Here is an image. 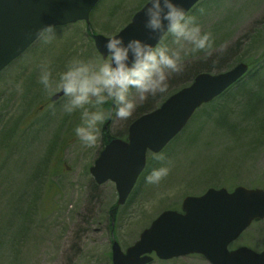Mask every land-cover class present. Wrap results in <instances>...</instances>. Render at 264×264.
I'll use <instances>...</instances> for the list:
<instances>
[{"label":"rangeland","instance_id":"374dc122","mask_svg":"<svg viewBox=\"0 0 264 264\" xmlns=\"http://www.w3.org/2000/svg\"><path fill=\"white\" fill-rule=\"evenodd\" d=\"M146 2L100 0L89 24L55 28L47 43L45 33L0 74V219L9 213L8 199L16 198L13 195L25 210L30 206L18 235L9 229L0 244V264H113V240L125 251L161 212L180 210L186 196L201 195L209 188H264V59L258 63L264 54V0L200 1L189 15L202 32L212 34L209 50L192 52L190 44L181 47L170 35L160 42L178 52L181 71L168 74L165 94L144 100L132 94L136 108L126 119H110V135L125 137L130 122L190 85L202 68L219 74L244 62L255 73L242 81L250 87L235 89L199 109L181 139L161 152L164 160L148 154V169L123 206L116 205L115 184L98 185L89 171L104 145L103 126L109 120L100 125L98 142L89 148L75 137L79 111L65 113V97L43 112L38 110L58 92L49 93L39 83L40 62L48 61L58 78L73 58L103 59L93 34H117ZM27 114L31 119L24 122ZM161 166L169 168L168 175L158 184L147 183L145 177ZM114 206L113 228L109 212ZM241 246L264 250V220L252 224L230 249ZM151 264L210 263L195 254L169 261L154 257Z\"/></svg>","mask_w":264,"mask_h":264},{"label":"water","instance_id":"95a60500","mask_svg":"<svg viewBox=\"0 0 264 264\" xmlns=\"http://www.w3.org/2000/svg\"><path fill=\"white\" fill-rule=\"evenodd\" d=\"M100 0H0V72L34 44L48 25L66 26L85 21ZM201 0H176L188 13ZM144 6L118 34L136 36L157 44L144 28ZM115 36V35H114ZM109 37L94 34L103 57ZM249 65L241 62L229 71L201 72L187 87L171 95L157 109L140 116L129 127L127 140H111L90 173L98 185L111 181L124 205L147 166V154L160 153L187 125L195 112L212 102L243 78ZM59 92L52 99L57 100ZM264 219V188L237 186L209 188L202 195L186 196L181 210H164L125 251L117 241L111 245L113 264H150L160 260L201 255L210 264H264V250L246 246L230 250L254 222Z\"/></svg>","mask_w":264,"mask_h":264},{"label":"clouds","instance_id":"9594fccd","mask_svg":"<svg viewBox=\"0 0 264 264\" xmlns=\"http://www.w3.org/2000/svg\"><path fill=\"white\" fill-rule=\"evenodd\" d=\"M143 13L144 28L153 40L170 35L181 47L185 42L190 44L192 52L213 47L212 34L202 32L195 17L176 0H147ZM44 32L47 43L55 36V26L48 25ZM103 48V59L94 62L73 58L58 78L53 77L48 61L38 65L42 87L49 93L59 91L65 97L64 112L79 111L80 123L75 126L74 134L89 148L97 144L100 125L105 121L113 116L126 119L132 114L137 106L132 94L141 100L165 94L169 87L168 74L182 69L178 52L136 36H111L104 41ZM155 159L164 160L165 156L159 153ZM168 173V167L154 168L145 180L158 184Z\"/></svg>","mask_w":264,"mask_h":264},{"label":"trees","instance_id":"16d2710c","mask_svg":"<svg viewBox=\"0 0 264 264\" xmlns=\"http://www.w3.org/2000/svg\"><path fill=\"white\" fill-rule=\"evenodd\" d=\"M263 59H264V54L258 59V63H261L263 61ZM202 71L203 72H212L210 68H202L198 71V73H200ZM198 73H196V74H198ZM254 73L255 72H252V73L248 72V75L251 74L249 77H251L252 74L254 75ZM196 74H195V76H196ZM243 80H244V78L241 79L240 81H238L237 84H235L233 87H231L230 90L226 91L221 97L227 96L228 94H230L235 89H240V88L245 87V86L250 87V85H248L246 83L243 84L242 83ZM221 97H219V98H221ZM219 98H217V99H219ZM216 100H214L213 102H211L208 105L214 104ZM262 133H264V130ZM180 139H181V136H179V138L177 137L176 142L179 141ZM176 142L173 141V143L171 142L170 145L176 144ZM151 165H152V163H151ZM13 196H15L16 198H13L11 200L8 199L9 213L7 212L6 214H3L2 218L0 219V244L4 242L5 237L7 235V231L9 229L14 231V237L18 235L17 228L18 229L21 228V224H22L23 220L26 218V215H28V213L30 212V209H29L30 206L28 204H27L28 210H25L23 203L18 198V196L17 195H13ZM20 208L22 210V213H20V211H19ZM116 208H117V206H114L109 212V221H110L109 227H113L112 222L114 221V224H115V221L117 219L116 218L117 217ZM110 229H112V228H110ZM0 248H1V245H0ZM1 253H3V252H1Z\"/></svg>","mask_w":264,"mask_h":264},{"label":"flooded vegetation","instance_id":"af4514ba","mask_svg":"<svg viewBox=\"0 0 264 264\" xmlns=\"http://www.w3.org/2000/svg\"><path fill=\"white\" fill-rule=\"evenodd\" d=\"M58 92H59V91H58ZM55 94H56V93H55ZM55 94H54V95H55ZM54 95H53V96H54ZM53 96H51V100H50V101H47V102H45L44 104H41V105L39 106L38 110L40 111V110L42 109L41 112H43L45 109L49 108L50 105H56L57 103H59V102L61 101V99L64 97V96L61 97V98H60L59 100H57V101H53V99H52ZM28 114H29V113H28ZM28 114L24 117V122H26V119L30 117V115H28ZM139 117H140V116H139ZM139 117H138V118H139ZM29 119H31V118H29ZM135 120H136V119H135ZM135 120H133L132 122H130V124L128 125V128H127V130H126L125 137H119V138H122L123 140H126V139H127L129 127H130V125H131ZM110 121H111V120H109L108 123L105 122V124H104V126H103V134H104L103 141H104V145H103V147L100 149V151L98 152V155H97L96 159L99 157L101 151L105 148V146H106L111 140H113L114 138L117 137V136H112V135L109 134V124H110ZM106 123H107V124H106ZM22 125H23V123H22ZM21 127H22V126H21ZM96 159L94 160V163H95ZM93 165H94V164H93Z\"/></svg>","mask_w":264,"mask_h":264}]
</instances>
